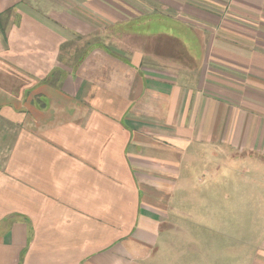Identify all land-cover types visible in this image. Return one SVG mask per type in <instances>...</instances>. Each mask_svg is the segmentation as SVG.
I'll return each instance as SVG.
<instances>
[{"label": "crops", "instance_id": "crops-1", "mask_svg": "<svg viewBox=\"0 0 264 264\" xmlns=\"http://www.w3.org/2000/svg\"><path fill=\"white\" fill-rule=\"evenodd\" d=\"M258 161L264 0H0V264H178Z\"/></svg>", "mask_w": 264, "mask_h": 264}, {"label": "rangeland", "instance_id": "rangeland-1", "mask_svg": "<svg viewBox=\"0 0 264 264\" xmlns=\"http://www.w3.org/2000/svg\"><path fill=\"white\" fill-rule=\"evenodd\" d=\"M100 40L111 46L113 39H83V50L87 44ZM131 40L142 44L140 39H119L125 44ZM253 167H249L247 176H233V171V180L226 185L231 194L225 200L227 213L212 215L207 223L201 218L197 224L196 216V220L186 216L176 220L180 230H172L168 237L177 242L178 264H256L255 254L264 239V164L258 161ZM220 208L217 204L216 209ZM167 253L175 255L174 251Z\"/></svg>", "mask_w": 264, "mask_h": 264}]
</instances>
